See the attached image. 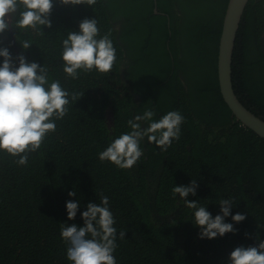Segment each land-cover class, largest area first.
<instances>
[{
    "label": "trees",
    "instance_id": "obj_1",
    "mask_svg": "<svg viewBox=\"0 0 264 264\" xmlns=\"http://www.w3.org/2000/svg\"><path fill=\"white\" fill-rule=\"evenodd\" d=\"M229 0H96L95 5H63L53 0L51 27L43 35L14 26L0 33V48L15 67H48L69 92L84 93L57 120L26 166L0 152V264H70L61 225L83 226L89 202L109 197L117 229V264H229L239 246L264 240V138L233 115L221 93L218 56ZM155 6L158 13L154 11ZM95 18L101 35L111 33L117 60L110 73L81 72L66 78L60 52L69 32ZM31 39L24 49L21 40ZM0 57V64L3 62ZM234 90L242 103L264 119V0H249L232 60ZM152 108L158 120L169 111L184 117L179 140L161 152L145 137L143 156L131 169L101 162L98 153L120 134L127 121ZM147 127V123L142 124ZM198 185V206L213 218L219 202L233 206L224 222L235 232L199 238L194 210L173 196L174 186ZM74 191L75 196L68 193ZM78 201L75 219L66 202ZM245 214L242 222L232 220ZM125 232L120 239L119 233ZM247 234V235H246Z\"/></svg>",
    "mask_w": 264,
    "mask_h": 264
},
{
    "label": "clouds",
    "instance_id": "obj_2",
    "mask_svg": "<svg viewBox=\"0 0 264 264\" xmlns=\"http://www.w3.org/2000/svg\"><path fill=\"white\" fill-rule=\"evenodd\" d=\"M63 5L86 4L93 6L96 0H59ZM53 0H0V33L9 28V19L18 12L14 26L22 32L33 30L43 35L41 26L51 27L49 16ZM27 49L31 39L21 40ZM0 152L17 158V166H26L29 154L37 152L50 133L57 129V120H62L69 111L71 97L76 101L84 93L69 92L62 87L60 80L49 81L48 67L36 62L27 63L21 54L19 66L15 67L11 53L0 48ZM62 69L66 78L78 79L81 72L93 71L107 75L116 63L117 55L111 33L101 35L98 20L85 18L79 23L78 32H69L62 40L60 52ZM154 109H145L127 121L130 131L114 138L98 153L101 162H110L119 169H131L143 156L141 142L145 137L151 144L166 152L173 140H179L181 125L185 117L179 111H169L154 120ZM147 123V127L142 124ZM198 185L192 180L187 186H174L173 196L179 194L184 205L194 210L193 223L200 228L199 238L213 239L228 232H235L232 223L224 222L231 213V199L219 202L221 214L215 215L206 207L198 206L196 200H188L189 194L196 195ZM74 191L68 193L75 196ZM101 203L87 204L81 213L83 226L61 225L60 237L68 245L66 258L70 264H117L114 252L118 245L115 219L109 208V197L101 194ZM79 208L78 201L66 202L67 217L73 220ZM232 220L239 223L246 219L245 214L236 213ZM247 235V234H246ZM120 239L125 232L119 233ZM229 264H264V240L258 246L236 247L229 257Z\"/></svg>",
    "mask_w": 264,
    "mask_h": 264
},
{
    "label": "water",
    "instance_id": "obj_3",
    "mask_svg": "<svg viewBox=\"0 0 264 264\" xmlns=\"http://www.w3.org/2000/svg\"><path fill=\"white\" fill-rule=\"evenodd\" d=\"M248 2L249 0H229L227 4L219 44V84L223 98L236 119L264 138V119L242 103L234 90L232 79V60L237 32ZM154 11L158 13L156 6Z\"/></svg>",
    "mask_w": 264,
    "mask_h": 264
}]
</instances>
